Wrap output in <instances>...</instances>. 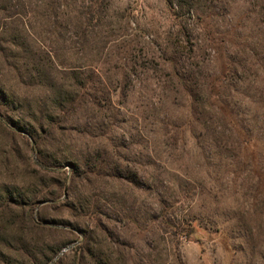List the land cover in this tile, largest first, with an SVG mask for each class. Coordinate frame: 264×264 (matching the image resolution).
<instances>
[{"label":"rangeland","instance_id":"rangeland-1","mask_svg":"<svg viewBox=\"0 0 264 264\" xmlns=\"http://www.w3.org/2000/svg\"><path fill=\"white\" fill-rule=\"evenodd\" d=\"M171 2L0 0V264H264V0Z\"/></svg>","mask_w":264,"mask_h":264},{"label":"trees","instance_id":"trees-1","mask_svg":"<svg viewBox=\"0 0 264 264\" xmlns=\"http://www.w3.org/2000/svg\"><path fill=\"white\" fill-rule=\"evenodd\" d=\"M165 1V3H166V5L168 6V8L170 9V10H172L173 11V9H172V2H171V0H164ZM1 117V116H0ZM2 118V117H1ZM5 122H8L7 120H5ZM8 124L9 125H11L12 127H14V129H22L21 127H19L18 126V124H16V123H13V122H8ZM48 167V165H44L43 164V167ZM74 169H76V168H74Z\"/></svg>","mask_w":264,"mask_h":264}]
</instances>
